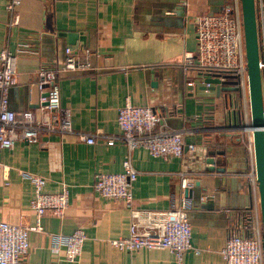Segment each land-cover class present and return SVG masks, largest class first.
I'll use <instances>...</instances> for the list:
<instances>
[{
    "label": "crops",
    "instance_id": "1",
    "mask_svg": "<svg viewBox=\"0 0 264 264\" xmlns=\"http://www.w3.org/2000/svg\"><path fill=\"white\" fill-rule=\"evenodd\" d=\"M6 1L0 0V51L16 52L20 42L32 47L17 54L9 108L40 116L37 69L60 67L67 47L87 55L90 67L59 71L56 79L74 128L121 133L118 110L129 97L134 105L155 109L167 128L186 130L180 157H154L143 147L132 152L138 170L134 206L143 212L176 206L177 172H197L187 211L191 248L183 253V263L224 264L221 249L230 234H248L240 224L248 222L252 207L251 197L242 192L250 165L241 126L244 113L249 116L248 93L231 91L226 101L225 92L202 90L203 76L193 67L186 74L183 56L195 52L197 16L220 13L230 0H22L19 22L11 27ZM66 33L80 36L71 44ZM192 142L190 150L186 144ZM211 151L225 152L227 161L214 155L218 163L205 162ZM127 155L122 142L89 145L47 133L36 143L17 140L13 149L0 152V221L17 224L23 218L36 224L30 206L34 186L24 173L44 177L46 192H69L66 217L48 210L42 230L29 233V264H176L167 249L128 251L109 243L128 236L133 219L123 201L95 191L96 177L122 172ZM78 228L87 235L79 261H65L64 250L56 260L53 237Z\"/></svg>",
    "mask_w": 264,
    "mask_h": 264
},
{
    "label": "built area",
    "instance_id": "2",
    "mask_svg": "<svg viewBox=\"0 0 264 264\" xmlns=\"http://www.w3.org/2000/svg\"><path fill=\"white\" fill-rule=\"evenodd\" d=\"M22 0H7L5 8L10 15L8 25L18 24L17 7ZM257 30L259 69L261 75L264 108V0H254ZM196 49L183 56L184 71L189 73L192 65L198 71L229 73L236 75L239 92L247 91L246 61L243 43L242 20L239 0H230L220 13L202 14L195 19ZM30 43L20 42L16 52L7 47L0 51V152L13 149L17 140L36 143L42 133L73 137L89 145L105 141L108 145L122 142L127 146L128 155L123 161V171L101 173L96 177L95 191L104 197L123 201L130 209L133 219L130 233L126 237L112 239L109 243L121 250L167 249L175 256L176 264L183 263V253L191 248V231L187 211L191 206L190 192L193 176L197 172L179 171L177 198L178 204L168 210L141 211L134 206L133 185L138 170L132 163V152L139 147L149 151L154 157H180L184 150V129H169L163 118L150 106L134 105L128 97L118 110L119 134L106 133L101 129L83 131L74 128L71 109L61 104L60 88L56 82L59 71H74L90 67L87 55H80L70 47L66 48V58L60 67L40 66L36 71V84L41 93L40 116L34 110L16 112L9 108V89L17 74V54L31 51ZM194 68V67H193ZM211 73V72H209ZM192 85V82H187ZM209 86V84H206ZM49 87L47 90L46 88ZM48 92V96L44 93ZM230 116V111H229ZM245 125L250 122V114L243 115ZM245 147L250 165L243 175L246 178L242 192L252 200L248 222L241 223L242 231L248 234L232 233L228 237L221 256L224 264H264L262 227L260 217L259 192L254 168L253 137L245 128ZM192 150L195 144H186ZM7 168V167H6ZM7 170V169H6ZM34 186V198L30 206L35 213L36 224L30 226L22 218L17 224L0 221V264H29V233L42 230L41 219L51 210L59 217H66L69 208V192L64 188L58 193L44 190L45 178L36 174L24 173ZM52 251L56 260L59 251L64 250V260L70 263L79 261L83 245L87 239L83 228L69 235H55ZM198 253V250H195Z\"/></svg>",
    "mask_w": 264,
    "mask_h": 264
},
{
    "label": "water",
    "instance_id": "3",
    "mask_svg": "<svg viewBox=\"0 0 264 264\" xmlns=\"http://www.w3.org/2000/svg\"><path fill=\"white\" fill-rule=\"evenodd\" d=\"M242 20L243 31V43L246 61V82L248 93V104L250 122L248 125H241L244 129L247 128L251 131L253 137V152H254V168L256 175V182L259 192V204H260V217L262 227V246L264 256V108H263V96L261 75L259 69V54H258V42H257V30L254 11V0H239ZM69 38V43H74V38L79 37V33H66ZM203 74L199 71V74L203 76L202 90L215 91L219 96L220 92H225V99H230L231 91H238L239 87L236 86V75L229 73H214L213 75ZM212 74V73H211ZM209 84V86H206ZM44 96H48V92L44 93ZM47 102L42 103L46 105ZM230 117V116H229ZM214 155L224 157L227 161L225 152L211 151L208 153L205 162L210 164L218 163L214 158ZM221 161V160H220ZM225 170V167H221Z\"/></svg>",
    "mask_w": 264,
    "mask_h": 264
},
{
    "label": "rangeland",
    "instance_id": "4",
    "mask_svg": "<svg viewBox=\"0 0 264 264\" xmlns=\"http://www.w3.org/2000/svg\"><path fill=\"white\" fill-rule=\"evenodd\" d=\"M206 71H207V72H211V73H213L212 69H207Z\"/></svg>",
    "mask_w": 264,
    "mask_h": 264
},
{
    "label": "trees",
    "instance_id": "5",
    "mask_svg": "<svg viewBox=\"0 0 264 264\" xmlns=\"http://www.w3.org/2000/svg\"><path fill=\"white\" fill-rule=\"evenodd\" d=\"M240 11H241V10H240ZM192 67H194V68H195V67H196V68H199V66H197V65H192Z\"/></svg>",
    "mask_w": 264,
    "mask_h": 264
}]
</instances>
